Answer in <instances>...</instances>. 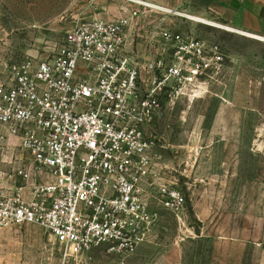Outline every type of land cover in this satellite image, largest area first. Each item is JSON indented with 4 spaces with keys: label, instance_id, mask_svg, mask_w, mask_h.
<instances>
[{
    "label": "built area",
    "instance_id": "1",
    "mask_svg": "<svg viewBox=\"0 0 264 264\" xmlns=\"http://www.w3.org/2000/svg\"><path fill=\"white\" fill-rule=\"evenodd\" d=\"M132 2L114 20L78 17L54 55L12 63L0 79L1 162L10 165L0 169V230L42 226L63 251L51 264L96 248L129 257L149 240L159 207L178 219L186 210L148 129L164 101L206 92L225 54Z\"/></svg>",
    "mask_w": 264,
    "mask_h": 264
},
{
    "label": "rangeland",
    "instance_id": "2",
    "mask_svg": "<svg viewBox=\"0 0 264 264\" xmlns=\"http://www.w3.org/2000/svg\"><path fill=\"white\" fill-rule=\"evenodd\" d=\"M78 4L0 0V79L12 63L54 55ZM156 11L149 18L218 42L225 54L206 92L163 102L161 142L186 194V214L178 219L159 208L149 240L129 257L96 248L71 264H209L215 241L223 264H264V40L218 19L204 17L218 25L192 19V11ZM185 170L189 176L180 174ZM62 253L38 224L0 230V264H51Z\"/></svg>",
    "mask_w": 264,
    "mask_h": 264
},
{
    "label": "crops",
    "instance_id": "3",
    "mask_svg": "<svg viewBox=\"0 0 264 264\" xmlns=\"http://www.w3.org/2000/svg\"><path fill=\"white\" fill-rule=\"evenodd\" d=\"M133 0H78V13L76 17L98 18L102 20H114L130 13V7L134 6ZM145 1L160 10L168 12L192 11L199 17H211L223 21L233 27L264 37V0H141ZM195 15V14H194ZM206 19V18H205ZM131 48V46L129 47ZM163 110L156 117L155 122L149 127V132L156 136L158 143L162 144L164 139L161 118ZM164 145V144H163ZM165 146V145H164ZM165 148L159 147L163 154L164 171L162 177L164 180L173 181L177 179V170L171 160L165 156ZM0 169L9 171L10 165L1 162ZM187 173V174H186ZM183 176H189L188 170L181 172ZM179 184V183H178ZM181 188V187H180ZM183 190V188H181ZM184 192V190H183ZM163 208V207H159ZM158 208V210H159ZM186 211V210H185ZM186 212H184V215ZM184 215L182 217H184ZM182 219V218H181ZM202 237L203 235H197ZM218 242L215 241L213 253L209 264H223L219 258ZM223 260L227 263L230 258L227 256Z\"/></svg>",
    "mask_w": 264,
    "mask_h": 264
},
{
    "label": "bare ground",
    "instance_id": "4",
    "mask_svg": "<svg viewBox=\"0 0 264 264\" xmlns=\"http://www.w3.org/2000/svg\"><path fill=\"white\" fill-rule=\"evenodd\" d=\"M190 18L192 19H196V20H199V21H202L204 23H209V24H215V25H218V23L214 22V21H211V20H208V19H205V18H202V17H199V16H196V15H189ZM233 29V28H231ZM233 30H236V31H240L242 32L243 34L245 35H248V36H252V37H256V38H259V39H262L264 40V37L262 36H259V35H255V34H252V33H249V32H245V31H242V30H237V29H233Z\"/></svg>",
    "mask_w": 264,
    "mask_h": 264
}]
</instances>
